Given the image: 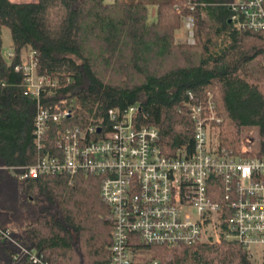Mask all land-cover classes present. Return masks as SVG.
Returning <instances> with one entry per match:
<instances>
[{"label": "trees", "instance_id": "obj_1", "mask_svg": "<svg viewBox=\"0 0 264 264\" xmlns=\"http://www.w3.org/2000/svg\"><path fill=\"white\" fill-rule=\"evenodd\" d=\"M235 1L0 0L1 226L16 228L17 240L48 264H99L111 256L113 223L99 177L78 173L71 181L54 174L21 181L12 174L13 167L41 156L33 135L37 104L15 71L29 47L37 52L40 73L59 76L57 97L78 101L82 118L140 104L145 122L159 128L161 150L172 154L193 143L188 93L198 104L211 95L221 118L220 146L239 150L243 130L256 127L264 156V31L235 25ZM150 2L156 4L152 22ZM190 14L196 42L177 43L176 29ZM5 28L15 50L11 62L3 56ZM151 248L161 264H255L238 242ZM12 251L0 241V264H19Z\"/></svg>", "mask_w": 264, "mask_h": 264}, {"label": "built area", "instance_id": "obj_2", "mask_svg": "<svg viewBox=\"0 0 264 264\" xmlns=\"http://www.w3.org/2000/svg\"><path fill=\"white\" fill-rule=\"evenodd\" d=\"M232 11L238 28L264 31V0L234 2ZM185 26L194 43L192 14ZM8 56L10 62L15 59L13 51ZM20 60L15 71L37 104L33 135L41 156L32 165L13 167L12 174L21 181L54 174L71 181L78 173L99 177L113 223L110 259L99 264H161L151 246L182 249L222 242H238L253 263L264 264V156L251 136L239 150L220 146L215 128L221 118L211 95L198 104L188 93L193 143L168 154L161 150L159 128L145 122L140 105L82 118L78 101L57 97L59 76L38 71L35 50ZM73 120L79 122L69 124ZM17 234L0 224V241L12 247L13 263L48 264Z\"/></svg>", "mask_w": 264, "mask_h": 264}, {"label": "rangeland", "instance_id": "obj_3", "mask_svg": "<svg viewBox=\"0 0 264 264\" xmlns=\"http://www.w3.org/2000/svg\"><path fill=\"white\" fill-rule=\"evenodd\" d=\"M15 1L27 2V1H34V0H15ZM146 1H152V0H146ZM154 1H166V0H154ZM106 2H110L111 3V2H114V0H106ZM185 18L182 19L181 27H179V28L176 29V32H175V42H177V43L187 42L188 44L193 45L196 42V40H195L194 43L193 42H190L189 39H190L191 36H190V32L186 29V26H185ZM155 20H156V4L153 3V2H150V4H149V22H152V21H155ZM3 38H4L3 56L8 61V58H9L8 54H9V52L13 51L15 53V50H14L13 41L11 39L10 31L7 28H5V30H4ZM31 50H32V48H30V47L29 48H26V49H24L22 51L21 55H24V54L29 55V52ZM215 132H216L215 134L218 135V128H215ZM217 135H214V138H217ZM212 136H213V133H212ZM246 136H251V137L254 138L255 142H257L256 143V148H257L258 145H259L258 128H256V127H250V128L244 129L243 132H242V140ZM218 139H219V136H218ZM22 201H23V199H22V196H21L20 203H22ZM178 250H181V249H178ZM152 251L153 252H151V255L152 256L153 255L155 256V250L153 249Z\"/></svg>", "mask_w": 264, "mask_h": 264}, {"label": "bare ground", "instance_id": "obj_4", "mask_svg": "<svg viewBox=\"0 0 264 264\" xmlns=\"http://www.w3.org/2000/svg\"><path fill=\"white\" fill-rule=\"evenodd\" d=\"M69 80H70V79H69ZM69 80H68V81H69ZM59 81H60V79H59ZM189 101H190V100H189ZM138 105H140V104H138Z\"/></svg>", "mask_w": 264, "mask_h": 264}, {"label": "crops", "instance_id": "obj_5", "mask_svg": "<svg viewBox=\"0 0 264 264\" xmlns=\"http://www.w3.org/2000/svg\"><path fill=\"white\" fill-rule=\"evenodd\" d=\"M238 1H240V0H236L235 2H238Z\"/></svg>", "mask_w": 264, "mask_h": 264}]
</instances>
